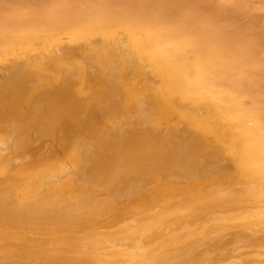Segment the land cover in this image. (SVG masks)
<instances>
[{
	"label": "bare ground",
	"instance_id": "1",
	"mask_svg": "<svg viewBox=\"0 0 264 264\" xmlns=\"http://www.w3.org/2000/svg\"><path fill=\"white\" fill-rule=\"evenodd\" d=\"M0 264H264V0H0Z\"/></svg>",
	"mask_w": 264,
	"mask_h": 264
}]
</instances>
